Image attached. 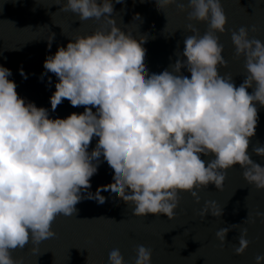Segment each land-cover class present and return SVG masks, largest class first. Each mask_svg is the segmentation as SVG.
<instances>
[{"label":"clouds","instance_id":"clouds-1","mask_svg":"<svg viewBox=\"0 0 264 264\" xmlns=\"http://www.w3.org/2000/svg\"><path fill=\"white\" fill-rule=\"evenodd\" d=\"M173 2L155 0L158 11ZM188 7V19L207 22L209 30L200 35L188 25L194 34L185 37L170 69L159 74L146 68L145 38H132L114 21L110 30L70 39L46 56L44 69L57 77L51 110L66 99L72 107L84 106L82 113L50 118L48 109L17 94L10 69L0 66V264H15L12 250L30 239L39 244L54 238L55 218L75 216L83 198L103 204L101 191L133 202L135 215L172 218L178 191L197 197L199 186L221 188L226 172L220 170L235 165L248 183L264 190V166L247 151L258 122L256 105L264 107V41L249 39L244 26L231 32L235 55L245 59V79L237 87L231 75L218 72L227 63L215 34L227 23L220 0H189ZM62 10L81 21L99 20L111 16L113 4L66 0ZM254 152L264 156V145ZM201 155L213 158L206 163ZM101 156L113 170V182L91 193ZM227 232L217 231L221 242ZM239 243L237 254L248 241L241 237ZM151 255L137 245L135 264H151ZM255 260L260 264L264 256ZM107 264H125L118 248L109 252Z\"/></svg>","mask_w":264,"mask_h":264},{"label":"water","instance_id":"water-1","mask_svg":"<svg viewBox=\"0 0 264 264\" xmlns=\"http://www.w3.org/2000/svg\"><path fill=\"white\" fill-rule=\"evenodd\" d=\"M188 2L174 0L158 11L155 0H112L110 17L81 21L76 14L62 10L66 0H0V66L10 69L8 79L16 84L17 94L25 102L48 109L50 118L82 113L84 106L72 107L66 99L55 111L51 110L49 98L57 77L44 69L46 56L53 55L70 39L110 30V21H114L132 38H145L142 47L146 49V68L149 74H159L170 69L178 58L176 53L183 51L185 37L194 34L188 25L200 35L209 30L207 22L188 19ZM178 3L185 7L178 8ZM220 3L227 23L223 33L215 34L223 45L222 56L227 63L218 65V72L231 75L238 87L245 79V59L235 55L231 32L244 26L249 39L264 41V0ZM181 73L189 75L184 68ZM256 107L258 122L247 151L251 160L264 166V156L254 152L257 146L264 145V107ZM97 139L93 138L89 152ZM212 158L201 155L206 163ZM220 171L226 172L222 187L212 183L199 186L194 189L198 199L190 192L178 191L172 218L135 215L133 202L125 203L110 191H101L103 204L83 198L75 206V216L61 214L55 218L51 226L54 238L39 244L30 239L23 248L12 250V259L15 264H107L109 252L118 248L125 264H135L137 245H144L151 249V264H256L255 258L264 256V216L258 215L264 213V190L248 183L239 165ZM112 176L113 170L101 156L87 191L95 193L98 186L112 183ZM82 196L86 193L82 192ZM221 228L228 229L223 242L216 235ZM241 237L248 244L243 253L237 254L235 248L240 246Z\"/></svg>","mask_w":264,"mask_h":264}]
</instances>
